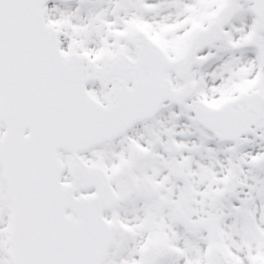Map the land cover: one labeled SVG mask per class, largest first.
Segmentation results:
<instances>
[{"label":"snow or ice","instance_id":"6c2138e0","mask_svg":"<svg viewBox=\"0 0 264 264\" xmlns=\"http://www.w3.org/2000/svg\"><path fill=\"white\" fill-rule=\"evenodd\" d=\"M0 264H264V0H0Z\"/></svg>","mask_w":264,"mask_h":264}]
</instances>
